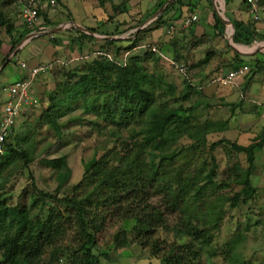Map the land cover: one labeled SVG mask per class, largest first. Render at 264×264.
Wrapping results in <instances>:
<instances>
[{
    "label": "trees",
    "instance_id": "16d2710c",
    "mask_svg": "<svg viewBox=\"0 0 264 264\" xmlns=\"http://www.w3.org/2000/svg\"><path fill=\"white\" fill-rule=\"evenodd\" d=\"M98 1L102 4L104 0ZM167 1L155 0L152 4L146 1L145 10L137 12L138 25L152 18ZM201 1L172 0L141 31L168 28L175 20L185 17V12H193ZM229 3L230 0L225 1L226 7ZM125 5L126 0L113 7L126 13ZM241 5L248 18L232 20V40L235 44L251 46L254 41L264 40V35L257 31L246 0H242ZM2 7L0 5V28L12 37V49L30 30L22 24L24 29L15 38L13 33L18 32L17 28ZM37 9L44 28L57 26L41 8ZM114 19L109 16L107 21ZM214 21L219 25L218 34H223L222 20L214 17ZM84 29L96 33L95 29ZM67 32V44H75L79 49H82L83 39L95 40L92 34L76 27ZM121 34L117 29L106 34L98 50L91 53L98 54L91 58V54L79 53L90 60L82 67L64 71L49 106L40 116L42 123L60 135L62 116L75 110L90 114L94 116L89 120L91 123H103L100 128L107 129L112 145L92 160L81 180L68 192L61 191L70 176L67 165L54 171L57 185L53 193L38 189L34 175L28 173L32 190L42 200V209L31 217L20 205L0 204V264H59L61 257L68 260L66 264H121L112 262L107 252H101L98 247V235L108 223L107 216L132 223L130 231L115 233V247L130 243L129 232L136 243L148 248L150 255L160 259L161 264H199L203 252L209 257L216 255L211 245L224 219L225 203L234 209L255 200L257 189L252 185L251 173L255 151L264 145V128L248 145L225 138L208 144L207 134L200 128L192 105L200 89L184 79L183 89L178 93L176 85L167 81L162 73L150 72L140 65L148 57L166 59L152 51L150 45L143 55H129L138 47L140 38L134 32L130 34L132 39H126V44H123L124 39L109 38ZM50 42L58 45L62 41L53 35ZM158 51L161 52V48ZM0 57L1 65L8 53L0 51ZM178 58L179 54L175 53L173 62H179ZM262 64L264 61L255 62L253 72L264 67ZM186 102L190 103L189 107L185 106ZM13 128L5 140L6 154L0 160L2 170L20 162L28 168L33 161L35 147L29 140L31 133L14 142ZM219 146L230 161L221 172L214 152ZM147 152L153 156L150 164L145 158ZM187 165L189 169L184 172ZM232 186L235 189L231 196L220 192ZM155 195L161 198L163 209L152 200ZM61 204L73 218L75 251L61 242L70 222L68 215L59 209ZM168 213H177L178 221L171 224ZM159 229L173 232L175 239L169 243L163 241L159 238ZM242 240L241 233L235 232L224 244L225 258L238 264H253L235 253ZM46 252L48 256L44 259Z\"/></svg>",
    "mask_w": 264,
    "mask_h": 264
},
{
    "label": "rangeland",
    "instance_id": "374dc122",
    "mask_svg": "<svg viewBox=\"0 0 264 264\" xmlns=\"http://www.w3.org/2000/svg\"><path fill=\"white\" fill-rule=\"evenodd\" d=\"M123 1L124 0H104L103 3L100 4L98 0H54V3L40 1L37 4L38 8H41V11L46 14L51 21L57 23L56 27L63 28V30H57L59 32L54 33V37L58 38L60 41H62V39L67 41V37H69L67 30H70L71 27H75L76 24L83 27V29H95L96 33L88 32L87 29L82 30L88 34H92L95 38V40L83 39L84 43L82 49H79L75 44L69 45L66 44V42H61L58 44V47L56 46L57 50H54L55 47L54 49L52 47L54 44L50 42V35L47 34L48 31H51V28L48 27L46 28L47 32H44V34H42L43 36L39 38H36V36L29 37V35L26 36L25 34L24 36H26V38L23 37L24 39L22 38L23 40L21 39L19 43L11 49L12 37L7 35L3 28H0V51L2 54L8 53V57L3 62L5 65L1 70H5V68L15 70V65L18 61L25 59L24 56L29 52L27 50H30V46L28 45L20 50L23 46L22 43L32 41L31 44H36L45 38L48 41L42 44V50L46 54L45 58L41 61V65H51L49 70L46 69V71L43 72L44 76H39L40 78L33 87L31 94L36 97L37 103L28 108L23 116L19 117V120L13 128L14 135L12 136V140H14V142L15 140H22L27 133H31L29 140L33 141L35 147L33 151V161L29 164L28 168H24L21 162L15 164V167L10 165L3 170L0 166V204L20 205L29 212L31 217H35L42 209V200L31 188V180L28 175L29 172L34 175L35 184L38 189L53 193L57 185L54 171L63 165H67L70 168V176L61 191L68 192L73 185L81 180L92 160L101 155L107 147L112 145V140L107 136V129L100 128L103 123L101 121H99V124L91 123L89 120L94 118V116L82 113L80 110L72 111L59 119L61 129L60 135L56 134L48 125L42 123L40 119L41 114L49 106L50 97L54 95L57 83L62 79L64 71L82 67L88 59L90 60L91 57L97 55V52L94 53V55L91 53H93L94 50H98L103 39L106 38L104 37L106 34L109 35L117 29L118 32L122 31V34L110 36L109 38L124 40L128 38L132 39L130 34L133 32L138 34L140 38L138 47L131 50L129 55H143L144 49L147 45H150L161 48V50L166 51L164 52L165 54H169L170 52L168 55L170 58L175 57V53L170 48V46L173 45L172 41L166 44V46L160 42L162 36L167 33L165 32L167 29L166 27L162 26L158 28L159 30L155 29L158 31H141L142 28L146 27L155 18L152 17L140 26L138 25L140 15L137 12L145 10L147 7L146 0H126V13H120L117 9H114L113 6L121 4ZM17 2L18 0H0V5L3 6V10L17 28L18 32L13 33L15 38H17L24 29L20 17V8ZM216 4L222 8L224 13L227 11V7L223 0L216 1ZM237 4L243 7L241 2ZM210 7L211 4H209V1L203 7H196L192 13L197 15L198 20L191 27L183 30L179 29L172 34L173 38L180 34L186 36V43L183 42V48H181L180 51L176 49V52L179 54V62H177V64L185 66L186 74L178 72L175 66H171L163 59L158 60L148 57L142 60L140 65L150 72L155 70L162 73L167 81L176 85L178 93L183 89L184 79L194 82L195 85L201 83L202 89H200V94H197L195 97L196 99L193 98L192 105H194V116L199 120L200 128L205 130L207 134L206 139L208 144L222 138L235 141L237 144H243L245 141L234 140V136H230V132L220 129L222 127L221 125L218 127V131L212 126L210 127V123H217L214 122L215 120L224 121L233 118L229 112V106H226L225 102L235 101L236 99L233 95V91L220 90L219 84L213 82L212 78L215 76L216 71L222 66L220 64V62H223L221 56L216 58L218 56L214 55L211 58L213 59V63L208 68H205L206 66L204 67L202 64L198 65L197 62L199 59L194 57V52L197 53V56L204 57L206 50L214 47L212 45L214 42L215 45L217 44V48L222 46L221 48L226 49L224 43L221 41L224 35L227 36L226 32H224L223 35H219V38L215 37L216 39H213V43L210 40L206 41L204 38L202 39L198 36L194 37L195 34L193 30L198 26V22L200 21L199 12L201 13V18H204L206 14L210 15ZM262 7H264V0H262ZM188 13L189 12H185L184 14L187 15ZM109 16L115 18L113 22L108 23L107 20ZM38 21L42 23L43 18L39 17ZM203 27L207 28L206 30L210 34L214 32L213 28L208 26L207 23ZM179 31H182V33H179ZM229 34L232 35V29ZM262 41L264 40L254 41L252 45L256 42L255 45L257 44V46L260 47V45H264ZM126 43L127 40L123 42V44ZM193 50L195 51L192 52ZM79 53L91 55L90 58H87L88 56L86 58H81V54ZM12 56H15V58L8 63ZM71 56L76 57V60L70 61ZM57 59L63 63H55ZM0 60H2L1 57ZM216 64L217 66L220 64L219 67H215ZM211 70L215 73L213 72L214 74H211ZM261 71L264 72V69ZM10 81V79L7 80L6 77L0 76V84H5L4 86L6 87ZM244 97H247L246 94H244ZM248 98L251 97L248 96ZM4 99L5 96L1 98L2 101H4ZM185 106L189 107L190 103L186 102ZM249 108L251 107L247 106L245 110L247 111ZM237 110L236 108L233 111L236 112ZM239 113L237 117H234V121H229L234 122L232 123V130L233 128L242 126V120L240 118L244 117L241 116L243 115L242 111H239ZM247 126L248 124L243 125V127ZM126 134L127 133H124V135ZM214 152L219 164L218 171L221 172L225 168L226 163H230V161L226 160L225 151L221 146L217 147ZM5 154L6 149L2 157H0V160ZM145 158L150 164L153 156L150 152H147ZM241 160L243 163V156ZM177 163L179 164V162ZM187 169H189L188 165L186 169H184V172ZM234 189L235 187L232 186L231 188L221 189L220 192L229 197ZM152 200L156 203L158 202V205L160 204L161 206L160 208H164L162 202H160L161 198L159 196L155 195ZM58 207L65 216L68 215L70 220L66 225V236L61 242L63 244H68L69 247L71 249L73 248V251H75L76 241L73 238L75 228L73 227L71 212L65 208V205L61 204L58 205ZM224 207L226 210L224 219L211 245V248L216 250V255L209 257L206 251L203 252L199 264H238V262H231V260L226 259L223 252L224 244L230 240L237 231L241 233L243 240L237 245L235 253H239L243 259L251 261L253 264H264V190L259 194L257 193L255 200L248 202L246 205L244 204L233 209L230 208L228 202H226ZM168 214H171L169 217L171 224L178 221L179 215L177 213ZM256 221H258L257 224L255 223ZM106 222H108L107 225L98 235V247L101 252H107L112 262L115 263L119 261L121 264H161V260L151 256L148 248H144L136 243L133 235L129 232L127 233V238H130L129 244L124 247L114 246L113 236L115 233L130 231L132 223L116 221L115 217L110 216H107ZM245 226H248V228L245 229ZM159 238L167 243L175 239L173 232L167 233L161 229H159ZM46 256H48L47 252L44 254V259H46ZM67 261L68 260L61 257L58 262L59 264H66ZM102 261L104 262L105 260Z\"/></svg>",
    "mask_w": 264,
    "mask_h": 264
},
{
    "label": "crops",
    "instance_id": "0c3cea01",
    "mask_svg": "<svg viewBox=\"0 0 264 264\" xmlns=\"http://www.w3.org/2000/svg\"><path fill=\"white\" fill-rule=\"evenodd\" d=\"M146 1H149L150 4H152L155 0H146ZM208 1H209V4H211V7H210L211 13H210V15L206 14V16L204 18H201V16H200L201 13L199 12L200 21L198 22L199 23L198 26L195 27V29L193 28L194 29L193 31L195 34L194 37L198 36V37H201L202 39L204 38L206 41L210 40L213 43L214 42L213 39H216L215 37L219 38V35H223L224 33L218 34L217 30L219 28V25H216V23L214 21V17H219L218 14L221 17H223L224 19L228 20L230 23H232V20H234V19L243 20V21L247 20V15L244 13L243 7H241L239 4H237V3L241 2L242 0H230V3L227 5V11H225V13L222 11V8L216 4V1H218V0H202L198 6L203 7L205 4H207ZM225 1L226 0H223L224 3H225ZM189 13L195 14L192 12H189ZM259 16H260L259 20L255 21L254 24H255L257 31L260 34L264 35V7H262V9L260 10ZM197 20H198V17H197ZM250 21H252V20H250ZM206 23L208 24V26L213 28L214 32L212 34H210L206 30L207 28L203 27ZM223 23L225 25V31L224 32L227 33V36L224 35V38L221 41L224 43L226 49L221 48L222 46H220V48H217V44L215 45L214 44L215 42H214L213 44L211 43L214 47L212 49H210V48L207 49L205 54H204V57H200L199 55L197 56V53L194 52L195 50H193L192 52H194V57H196V59L197 58L199 59L198 62L197 61H195V62H197L198 65L202 64V66H204V67L206 66L205 68H208L209 66H211V64L213 63V59H211V58L214 55L218 56L216 58H219V56H221V58L223 59V62L221 63L220 62L221 60L219 62L222 66L218 69V71H216V73L213 70H211V72H210L211 74L214 72L215 76L218 74H225L228 71L235 69L239 66L245 65L248 67V70L241 77H238L233 85H230V86L218 85L220 87V90L222 89V90L233 91V95L236 98L235 101L225 102V105L229 106V112L233 116V118L232 119H226L224 121H222V120H215L214 121L213 120L214 122H217V123H212V124L210 123V127L212 126L217 131L219 130L218 127L221 125L222 127L220 129H223L225 131L227 130L228 132H230L231 133L230 136H232V137L234 136V140L245 141L243 144L241 143L240 145H248L249 143L253 142L256 139V137L262 132V130L264 128V72L261 71L262 69H264V67L263 66H262L263 68L260 67L259 71L256 72L257 74L253 72L255 62H257V61L263 62L264 61V45H260V47H259V46H257V44L255 45L256 42L251 46L235 44L232 40L233 30H232V35L229 34L230 30L232 29V26L230 25V23H227V24L225 22H223ZM40 25L42 26L41 23H40ZM42 27H44V26H42ZM56 28H58V27H56ZM60 30H63V28L61 27V29H59V31ZM158 30H155V31H158ZM59 31L56 30V32H59ZM166 31H167V29H166ZM44 32L45 33L47 32L46 28H45V31H43L40 35H37L36 38L43 36L42 34H44ZM56 32H53V33H56ZM162 32H163V28H162ZM179 33H182V31H179ZM47 34H49V33H47ZM51 34H49L50 38H52L54 35V34H52V35ZM199 34H201V35H199ZM27 35H29V33L26 34V36ZM26 36H24V37L26 38ZM101 36H103V35H101ZM177 40H178V42H177ZM46 41H48V40L45 38V39H42L41 42L36 43V44L35 43L31 44L32 41H30V42L27 41V42L22 43L23 46L20 48V50L24 49L28 45L30 46V50H27L29 52H27L26 55L24 56L25 59H21L20 61H18V63L15 65V70H12L11 68H9V69L5 68V70L2 71L0 74L1 77L3 76V77H6L7 80L8 79L11 80L8 83V85L12 84L13 82H15L17 80L25 79L26 77H28V71L32 67L43 66L47 70H49L51 65L50 66L41 65V61L43 58H45V54H46L42 50V44L45 43ZM170 41H172V44H173L170 46V48L173 50L174 53L178 54L176 52V49L178 51H180V49L183 48V42L186 43V36H183L182 34H180V35L175 36V38H173V35L169 36L167 33H165L160 40L161 44H165L164 46H166V44L170 43ZM62 42L63 43L66 42V44L68 43V41H64L63 39H62ZM262 42L264 44V41H262ZM176 44H177V47H176ZM56 46L58 47V45H55V44L52 45L53 49L55 47L54 50H57ZM164 52H166V51L161 50V53L163 55H165L167 58H170L168 56L170 54V52H169V54L168 53L165 54ZM235 54H239L240 56L235 57ZM170 59H173V58H170ZM72 60H76V57L71 56L70 61H72ZM59 62L63 63L62 61H60L58 59L55 61V63H59ZM22 63H24L26 65L25 68L21 67ZM197 64H195V65H197ZM219 65L217 66V64H216L215 67H219ZM262 65H264V64H262ZM193 66H194V64H193ZM249 68H250V70H249ZM39 76H44L43 72H42V74L41 73L37 74L36 77L32 80V82H31V93H32L33 87L35 86V83L40 78ZM192 83L194 84V82H192ZM4 85L5 84H0V100L3 96H5L4 101H2V100L0 101V119L3 115V105L5 104V102L9 98L7 95V92L3 90V88L6 87ZM195 86H197L198 89H202L201 83L198 85H195ZM244 94H246L247 97H244ZM248 96H250L251 98H248ZM32 97H33L32 104H30V106H28L27 108L22 110L19 117L23 116L25 114V112L28 110V108H30L32 105L37 103L36 97H34V95H32ZM247 106L251 107V108L247 109V111H249V112H247L245 110V107H247ZM236 108L238 110L236 112H234L233 110H235ZM239 111L240 112L242 111L243 115H241V116L244 117V118H240L242 120V122H241L242 126H239L238 128H233V130H232V126H233L232 123H234V122H229V121L230 120L234 121V117H237V115L240 114ZM19 117H18L17 121L19 120ZM246 124H248V126L243 127V125H246ZM240 128L242 131L240 130ZM231 130L234 132H232ZM251 182H252V185L257 189L258 194L264 190V145L262 148L257 149L255 151L254 168H253V171L251 173Z\"/></svg>",
    "mask_w": 264,
    "mask_h": 264
},
{
    "label": "built area",
    "instance_id": "2783aa9c",
    "mask_svg": "<svg viewBox=\"0 0 264 264\" xmlns=\"http://www.w3.org/2000/svg\"><path fill=\"white\" fill-rule=\"evenodd\" d=\"M40 1L54 3V0H18V6L20 8V17L24 28L30 30L29 37L37 36L45 31L38 21V3ZM249 13L254 21L259 20L260 10L262 6L260 0H246ZM197 20L195 14H188L185 17L175 20L168 28L167 34L172 35L175 31L179 29H186L191 26ZM151 50L158 52L164 59L168 62L174 64L178 72L186 74V68L182 64L174 63L172 59L167 58L163 55L156 46H151ZM127 54H125V57ZM82 58V57H81ZM22 68H25L24 63L21 64ZM248 70L247 66H239L235 69L228 71L225 74H218L213 77V82L221 86L233 85L238 77H241ZM46 68L43 66L32 67L28 71V77L25 79H20L12 84L4 87L3 90L7 92L8 100L3 105V115L0 119V157L5 152V140L10 134V131L16 124V121L26 107L30 106L33 102V97L31 94V82L36 77L37 74L45 72Z\"/></svg>",
    "mask_w": 264,
    "mask_h": 264
},
{
    "label": "water",
    "instance_id": "95a60500",
    "mask_svg": "<svg viewBox=\"0 0 264 264\" xmlns=\"http://www.w3.org/2000/svg\"><path fill=\"white\" fill-rule=\"evenodd\" d=\"M172 0H168L159 10H157L156 12H155V14H154V16L153 17H155L156 15H158L161 11H162V9L168 4V3H170ZM218 16H219V18L223 21V22H225L226 24L227 23H230L228 20H226V19H224L223 17H221L219 14H218ZM230 25L232 26V30H233V32H234V27H233V24L232 23H230ZM75 27L76 28H78V29H80V30H84L83 29V27H81V26H79V25H75ZM59 29H61V27H59V28H54V29H52L51 31H48V33L49 34H51V33H53V32H56V30H59ZM5 65V63H3L1 66H0V70H1V68H3V66Z\"/></svg>",
    "mask_w": 264,
    "mask_h": 264
}]
</instances>
